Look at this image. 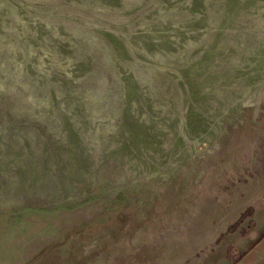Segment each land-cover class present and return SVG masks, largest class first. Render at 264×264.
<instances>
[{
    "label": "rangeland",
    "instance_id": "rangeland-1",
    "mask_svg": "<svg viewBox=\"0 0 264 264\" xmlns=\"http://www.w3.org/2000/svg\"><path fill=\"white\" fill-rule=\"evenodd\" d=\"M0 264H264V0H0Z\"/></svg>",
    "mask_w": 264,
    "mask_h": 264
},
{
    "label": "bare ground",
    "instance_id": "bare-ground-1",
    "mask_svg": "<svg viewBox=\"0 0 264 264\" xmlns=\"http://www.w3.org/2000/svg\"><path fill=\"white\" fill-rule=\"evenodd\" d=\"M258 24H260V23H258Z\"/></svg>",
    "mask_w": 264,
    "mask_h": 264
}]
</instances>
